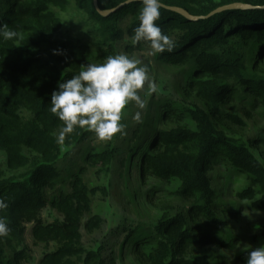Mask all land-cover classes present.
I'll use <instances>...</instances> for the list:
<instances>
[{"label": "trees", "instance_id": "trees-1", "mask_svg": "<svg viewBox=\"0 0 264 264\" xmlns=\"http://www.w3.org/2000/svg\"><path fill=\"white\" fill-rule=\"evenodd\" d=\"M124 3L125 0H98L103 11L117 9ZM161 3V16L156 23L175 46L171 52L158 54L157 59L185 68L188 87L196 92L204 108L181 111L171 102H164L161 113L169 119L189 115L196 130L176 128L160 134L149 131L148 136H143L135 127L124 150L129 152V159L140 154L135 163L146 167L142 173L160 179L177 178L181 182L180 195L198 202L194 212L207 219L213 215L207 172L213 160L225 158L261 186L260 200L253 203V209L264 210V165L255 156L253 146L225 137L214 125V120L221 121L224 117L244 123L236 113H227L225 109L241 94L244 97L250 94L264 108V77L249 70L242 51L250 46L255 49L257 59L264 56V0H161ZM234 4L251 8L227 9L211 15ZM141 7L138 0L103 17L94 0H0V22L23 35L13 41L0 38V153L5 157L0 163V198L8 204L7 209L0 210V217L10 228L7 235L0 236V264H18L23 258L24 248L14 247L11 256L7 245L10 241L19 242L18 247L22 248L23 225L31 221L36 222L35 240L58 243L55 251L44 255L41 264H105L96 253L86 252L81 246V228L84 216L91 212V196L101 189L86 185L79 175L82 169L69 174V179H61L58 173L73 152L87 141L90 132L77 128L66 136L63 144L57 143L63 122L49 111L51 93L58 90L60 82L83 70L88 54L85 43L65 31L63 19L55 10L72 8L84 15L104 51L95 58L103 63L108 56L117 55V41L123 39L121 24L129 22L126 33L132 38L133 30L139 26ZM172 8H180L193 18ZM146 44L134 45L131 39L125 51L133 53ZM53 50L60 54L53 55ZM147 125L148 121L143 123V131ZM115 159L118 149L110 146L101 153H90L85 162L91 168L101 166L107 170ZM57 181H67L71 190L53 203L63 214V220L46 226L38 213L44 209L47 190ZM101 223L100 217L94 216L86 226L95 228ZM260 232L264 233V228ZM133 234L139 249L156 246L151 253L142 254L141 260L148 264L225 262L224 257L218 256L214 261L186 257L191 249L224 248L226 243L219 234L196 228L181 210L161 218L152 236L146 232Z\"/></svg>", "mask_w": 264, "mask_h": 264}, {"label": "rangeland", "instance_id": "rangeland-1", "mask_svg": "<svg viewBox=\"0 0 264 264\" xmlns=\"http://www.w3.org/2000/svg\"><path fill=\"white\" fill-rule=\"evenodd\" d=\"M55 11L63 19L65 31L85 43L88 54L85 63H99L95 56L99 57L104 51L99 45L96 32L89 26L84 15L72 8L68 11ZM128 27L129 22L120 25L123 39L117 41L115 53L127 54L147 65L150 82L155 85V91H149L146 83L140 92L145 107L140 109L135 102L126 106L122 118V123L126 125L124 134H117L111 140L101 141L90 132L87 141L82 143L73 155L69 153L71 156L68 163L59 169L61 179H69V174L82 169L79 175L86 185L90 189L96 187L101 189L95 196H91V212L84 216L81 228V246L86 252L96 253L105 264H148L141 260L142 254L151 253L156 246L151 244L152 246L139 249L140 245L136 246L134 236L131 234L140 231L152 236L161 218L169 212L176 214L181 210L187 221L196 228L199 227L209 234H219L223 243H226L224 248L207 246L191 249L186 257L202 261L211 258L210 261H214L213 259L218 256L224 257L225 262L217 264H246L247 252L252 247L264 244V233L260 232V229L264 228V210L253 209V203L260 200L258 191L261 190V186L257 185L251 175L236 170L225 158L213 160L211 169L207 172L212 194L209 203L213 215L212 219H207L194 212L199 205L198 202L191 197L180 195L181 182L177 178L160 179L142 173L141 170L146 167L141 163H135L139 161L140 154L129 159V152L124 150L126 142L133 136L135 127H138L143 136H148L149 131L160 134L176 128L196 130L197 126L189 115L169 119L161 113L164 102H171L181 111L187 108H204L196 92L188 87L189 77L184 67L158 61L157 55H151L152 50L148 44L133 53L125 51V47L131 44V39L126 33ZM89 28L93 29V32ZM242 51L247 57L245 64L249 70L264 77V56L257 59L255 49L250 46ZM243 97L241 94L234 103L225 106L227 113H236L244 121L243 124L224 117L221 121L214 120V125L225 137L252 145L255 156L264 165V108L261 103L256 104L255 98L250 94L244 99ZM137 112L140 113L139 121L133 118ZM145 120L148 121V125L143 131ZM110 146L118 149V159H115L111 167L102 170L101 166L91 168L87 165L85 160L90 153H101ZM4 158L0 153V163ZM15 174L17 175L16 172ZM70 190L67 181H57L52 189L47 190L44 209L38 213V217L46 226L63 220V214L53 203L61 199V195H68ZM204 215L208 216L206 213ZM94 216L100 217L102 223L95 228L87 227ZM35 224V221L24 223L22 248L18 247L19 242L10 241L7 245V252L11 256L14 247L20 250L24 248V256L19 259L18 264H41L44 255L58 247V243L54 241L35 240L33 236Z\"/></svg>", "mask_w": 264, "mask_h": 264}, {"label": "clouds", "instance_id": "clouds-1", "mask_svg": "<svg viewBox=\"0 0 264 264\" xmlns=\"http://www.w3.org/2000/svg\"><path fill=\"white\" fill-rule=\"evenodd\" d=\"M140 3L139 26L133 30L132 43H148L153 56L171 52L175 46L173 39L156 23L163 7L161 0H140ZM0 38L13 41L22 39L23 35L0 22ZM58 54L59 51L53 50V55ZM82 69L79 74L60 82L58 90L51 93L49 111L63 122L57 137L59 144L77 128L93 132L101 141L124 134L126 125L122 118L126 106L135 102L140 109L145 107L140 92L146 83L149 91H155L148 66L127 54L108 56L103 63H88ZM133 118L139 121L140 113ZM7 208L4 198H0V210ZM9 231L5 219L0 217V236ZM246 264H264V244L247 252Z\"/></svg>", "mask_w": 264, "mask_h": 264}, {"label": "water", "instance_id": "water-1", "mask_svg": "<svg viewBox=\"0 0 264 264\" xmlns=\"http://www.w3.org/2000/svg\"><path fill=\"white\" fill-rule=\"evenodd\" d=\"M138 0H132V2L130 3H124L123 5H120L117 9H113V10H110V11H103L100 9L99 7V4H98V0H94V5H95V8L97 9V11L103 16V17H109L114 11L118 10L119 8L121 7H124V6H127V5H130V4H133L134 2H136ZM236 8H240V9H249L251 8V6L249 5H246V4H234V5H230V6H226L224 8H220L218 9L217 11H215L214 13H212L211 15L213 14H216V13H220L224 10H227V9H236ZM172 10L192 19L193 17L190 16L187 12H185L184 10L180 9V8H172ZM196 19V18H195Z\"/></svg>", "mask_w": 264, "mask_h": 264}]
</instances>
